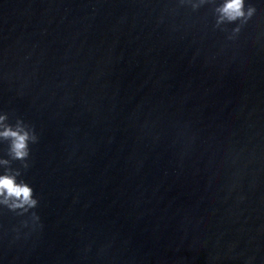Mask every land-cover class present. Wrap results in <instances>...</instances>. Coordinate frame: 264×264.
<instances>
[{
    "label": "water",
    "instance_id": "1",
    "mask_svg": "<svg viewBox=\"0 0 264 264\" xmlns=\"http://www.w3.org/2000/svg\"><path fill=\"white\" fill-rule=\"evenodd\" d=\"M218 3L0 0V111L38 136L40 217L0 209V264L264 226V0L234 40Z\"/></svg>",
    "mask_w": 264,
    "mask_h": 264
},
{
    "label": "clouds",
    "instance_id": "2",
    "mask_svg": "<svg viewBox=\"0 0 264 264\" xmlns=\"http://www.w3.org/2000/svg\"><path fill=\"white\" fill-rule=\"evenodd\" d=\"M208 2L199 0V4L193 7ZM255 12L256 9L248 0H219L214 8L215 25H235L227 37L228 40H234ZM37 142V134L23 120L9 123L8 115L0 111V144L7 146L6 151L0 154V209H6L17 216H28V220L22 222L26 228L40 226V217L34 211L39 201L33 188L22 178V170L29 167L30 145ZM14 162H19L20 167H13Z\"/></svg>",
    "mask_w": 264,
    "mask_h": 264
}]
</instances>
